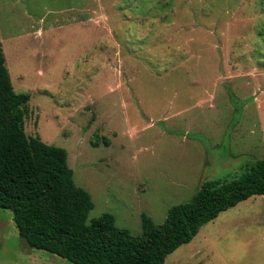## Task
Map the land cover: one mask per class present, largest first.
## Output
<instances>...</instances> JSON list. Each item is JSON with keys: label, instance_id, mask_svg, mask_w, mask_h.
I'll return each mask as SVG.
<instances>
[{"label": "rangeland", "instance_id": "1", "mask_svg": "<svg viewBox=\"0 0 264 264\" xmlns=\"http://www.w3.org/2000/svg\"><path fill=\"white\" fill-rule=\"evenodd\" d=\"M28 136L64 147L92 196L143 232L206 180L264 158V0H0ZM0 264H75L30 247L0 208ZM163 264H264V195L204 224Z\"/></svg>", "mask_w": 264, "mask_h": 264}, {"label": "trees", "instance_id": "2", "mask_svg": "<svg viewBox=\"0 0 264 264\" xmlns=\"http://www.w3.org/2000/svg\"><path fill=\"white\" fill-rule=\"evenodd\" d=\"M29 100L15 91L0 41V208L13 212L30 247L75 264H163L222 211L264 195L263 158L231 179L206 180L191 200L172 206L162 224L143 215L141 235L118 227L110 212L89 221L94 201L75 182L67 149L26 132Z\"/></svg>", "mask_w": 264, "mask_h": 264}]
</instances>
